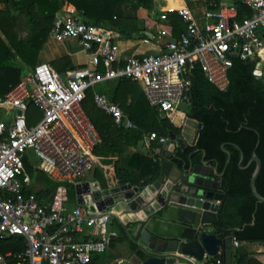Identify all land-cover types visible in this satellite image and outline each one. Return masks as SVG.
I'll return each instance as SVG.
<instances>
[{"label":"built area","instance_id":"built-area-1","mask_svg":"<svg viewBox=\"0 0 264 264\" xmlns=\"http://www.w3.org/2000/svg\"><path fill=\"white\" fill-rule=\"evenodd\" d=\"M251 12L241 17L234 0H208L202 9H174L187 26L179 39L160 43L163 48L143 56H127L120 48L122 34L85 21L83 13L65 6L58 13L51 37L58 42L78 39L87 53L86 67L60 74L50 63L37 65L0 106L13 113L10 121L0 116V239H24L22 251L0 254V264H90L106 253L116 233L108 227L113 208L92 213L88 206L70 207L69 189L84 184L96 166L95 151L102 144L97 127L83 104L90 90L112 81L144 85L150 105L161 113H176L191 104L192 75L197 67L221 92L230 87L233 55L256 63L254 76L264 80V0H238ZM168 22V13L161 15ZM142 41L162 40L166 33H144ZM240 49L239 52L235 51ZM96 105L125 130H138L123 108L106 94L94 93ZM43 112L35 126L29 124L30 105ZM22 111V115L17 114ZM165 143L168 137H152ZM33 149L40 170L62 183L49 200L36 193L24 194L32 180L26 172V153ZM92 184V183H91ZM90 228L86 240L79 236ZM235 247L240 243L234 239ZM223 250L213 258L221 264ZM203 263L211 264L206 258ZM194 264H201L194 262Z\"/></svg>","mask_w":264,"mask_h":264},{"label":"trees","instance_id":"trees-1","mask_svg":"<svg viewBox=\"0 0 264 264\" xmlns=\"http://www.w3.org/2000/svg\"><path fill=\"white\" fill-rule=\"evenodd\" d=\"M234 1L242 18L251 16V12L238 0ZM65 6L83 13L85 21L90 24L121 32L126 40H144L147 28H154L155 22L160 23L156 0H0V97L5 98L22 82L20 63L32 69L41 63V53L49 42L58 13ZM130 6L135 7L136 14H126ZM168 24L175 39L187 30L176 11L168 12ZM52 66L60 74L80 69L70 58L55 61ZM255 68L256 63L252 61L234 58L229 70L230 87L225 92L209 83L199 67L195 69L190 93L194 107L191 118L202 123L203 129L196 146L176 152V157L187 161L189 166L191 155L194 162L199 163L203 155L197 152L205 151L206 160L224 173L217 229L222 238L233 237L240 243L234 248V264H263L256 254L245 248L247 244L264 245V203H258L251 189L256 164L247 169L240 166L243 155V167L250 164L260 141L257 154L263 168L257 180V190L264 197V80L254 76ZM108 96L120 104L137 124L138 130L119 128L110 115L97 107L94 94L89 91L83 106L102 138L95 155L102 164L114 167L115 186L131 184L146 187L159 178L162 165L159 156L154 157L162 144L152 137H168L170 131H180L185 119L177 124L169 117L160 118L161 112L150 105L136 82L120 81L114 91L108 92ZM147 135H150L149 139ZM141 141L151 144V154L137 152ZM225 144V149L231 152L228 166L229 155L223 148ZM175 163L183 167L181 161L175 160ZM25 165L32 185L26 187L24 194L38 190L36 195L41 201L49 200L62 183L32 166L27 158ZM95 177L102 187H109L99 170ZM65 185L69 189V199L73 201L74 186ZM118 240L113 238L110 248ZM24 244L23 238L0 239V254L22 251ZM219 258L221 264H226L224 249ZM112 261L113 257L106 252L95 255L90 264H110Z\"/></svg>","mask_w":264,"mask_h":264},{"label":"water","instance_id":"water-1","mask_svg":"<svg viewBox=\"0 0 264 264\" xmlns=\"http://www.w3.org/2000/svg\"><path fill=\"white\" fill-rule=\"evenodd\" d=\"M233 57L237 58V54ZM193 109L192 104L180 106V111L188 117L182 122L180 131H170L166 142L155 152L154 157L159 156L162 165L154 183L146 187L126 184L104 188L99 182H86L76 187L78 205L88 206L92 213L113 208L126 225L132 224L130 256L112 264H208L203 263L204 260L214 258L222 249L226 251V264H234V238L224 239L210 231H218L221 207L218 202L223 200L220 187L224 173L206 160L205 151L197 152L203 154L199 163H195L191 155L189 166L187 161L176 157L178 149L186 151L199 141L203 124L191 118ZM16 112L22 115L21 110ZM259 145L260 141L250 164L243 167V155L240 166L247 169L256 164L251 189L258 203H264V197L257 190L263 168L257 154ZM225 147L226 144L223 148L229 155L228 166L231 152ZM137 151L151 154L144 141L139 143ZM175 160L181 161L183 167L180 168Z\"/></svg>","mask_w":264,"mask_h":264},{"label":"crops","instance_id":"crops-1","mask_svg":"<svg viewBox=\"0 0 264 264\" xmlns=\"http://www.w3.org/2000/svg\"><path fill=\"white\" fill-rule=\"evenodd\" d=\"M167 3H168L167 6H160V7H162L161 8L162 10H160L161 11L160 16L162 14L166 13V12L168 13L169 11H173L174 9H177L179 7L188 6V4L186 3V0H176V2L174 0H168ZM156 10L158 11V14H159L158 6H156ZM159 20H160V23H158V28L160 29L162 27L164 29H167L168 33L170 34V37H172V39H175L172 36V29L169 26L168 22L167 23H163L161 18H159ZM150 29H153V28H150ZM159 31H158V33H159ZM145 32L150 33L147 30ZM122 40H125L128 43L129 42H133V41L134 42L142 41V40H126V39H124V37H122L121 41ZM161 44H160V48H159L160 50L163 48V45H161ZM122 51L125 53V55L130 56L128 53L130 51H132V48L128 47L126 50H122ZM132 56H143V55H132ZM64 58H70L72 60L73 64L77 68L86 67L88 65V63H89L88 55L84 51V49H83V47L80 44L78 39H69V40H66L64 42H58L56 39L50 37L49 42L47 43V45L45 46L44 50L41 53L40 62L41 63H50L51 65H53V63L55 61H58V60H61V59H64ZM41 59H44L45 61H42ZM65 73H63V74H65ZM118 82H120V81H112L110 83H106V84H112L113 83V87L109 88V90L106 93H103V94H106L108 96V92L114 91V89L116 88ZM141 89L143 90L142 87H141ZM143 92H144V90H143ZM144 94H145V92H144ZM130 102H131V100H130ZM182 113H183L182 115H179L176 119L173 120L174 123L180 124L184 119H186L188 117L186 113H184V112H182ZM0 116L3 117V115H0ZM146 138L149 139L150 135H147ZM144 143H145V146L148 147V149H150L149 142L146 143L144 141ZM161 144H163V143H161ZM150 151H151V149H150ZM95 158H96V166H95V168L97 167V165H99V167H101L105 171L107 170L110 174H112V178L109 180V184H110V186H115L114 173H113L114 172V167L112 165H104V164H102V162L100 161L99 158L96 157V155H95ZM95 174H96V171H95ZM85 182H89V183L95 184V183H97L99 181L96 178L93 181H86L85 180ZM36 191H38V190H35V193H36ZM71 202L72 201H70L69 203L71 204ZM218 203L221 205V202H218ZM76 206H79L77 204V192H76ZM70 207H71V205H70ZM111 222L112 223H110V225L108 227V230L111 233H116L117 234V239H119V240L115 241L114 242V246L112 248H109V250L107 251L108 255L113 257V261L110 264H112L115 260H122V259L128 258L130 256V254H129L130 250L132 249V246H133V241H132V238H131L132 235H133L132 224L129 223L128 225H126L123 222L122 218L116 217V216H114L112 218ZM115 222L118 223V227H120V229H118V230L115 229V225H114ZM210 231L218 233V231L215 230V229H211ZM94 232H96V231H94V230H92L90 228H87L85 230V232L79 236V239L80 240H86L89 237H92L94 235ZM247 245H250V244H247ZM234 248H235V245H234ZM208 259L209 260L211 259V264H214V259L213 258L209 257Z\"/></svg>","mask_w":264,"mask_h":264},{"label":"rangeland","instance_id":"rangeland-1","mask_svg":"<svg viewBox=\"0 0 264 264\" xmlns=\"http://www.w3.org/2000/svg\"><path fill=\"white\" fill-rule=\"evenodd\" d=\"M167 1L168 0H156V6H158V10H159V14L157 15V19L159 20V18H161L160 13L162 10L160 6H167ZM176 2V0H174ZM206 1L207 0H186V3L188 4V6H190L192 9H200V8H204L206 6ZM160 7V8H159ZM127 15H133L136 14V10L135 7L130 6L127 7ZM160 21V20H159ZM156 25L154 26L153 29L147 28V31H149L152 35L154 36H159L161 34H165V36L163 37L162 40H159V38L155 39V40H148V41H138V42H127L125 40H122L120 42V48L121 50H126L128 47L132 48V51H130L128 54L130 56L132 55H145V54H151V53H156L159 52V48H160V43L162 42L163 44L166 42H170L173 41L174 39H172V37H170V34L168 33L167 29L164 28H158V23H155ZM160 30V31H159ZM170 30V29H169ZM159 31V33H158ZM136 48V49H135ZM159 49V50H158ZM263 57H264V53H263ZM42 61H45L44 59H41ZM19 66L22 68V82L26 81L27 78L29 77L30 73H32L33 69L32 67L28 66V65H24L23 63H20ZM140 86L142 88H144L143 84H140ZM113 87V83L112 84H101L96 86L94 89L90 90V92H92L93 94L95 92L97 93H106L109 88ZM0 99H4V97H0ZM183 113L181 111H178L176 113H172L171 115L169 113H161L160 114V118H164V117H169V119L174 120L176 119L179 115H182ZM0 115H3V118L5 119V121H10L13 118V113L8 111L7 109L3 108L0 106ZM27 117L29 120V124L30 125H37L41 122V120L43 119V112L41 110L40 107L32 104L29 107V110L27 112ZM149 145H151L149 143ZM27 159L30 162V164L32 166H39L40 164V160L37 157V155L35 154L34 150H28V152L26 153ZM99 170L103 176H104V180L108 181L112 178V174H110L107 170L105 171L104 169H102L101 167H99V165H97V167L94 169V171H92L91 173H89L85 180L86 181H93L96 179L95 177V171ZM103 181V182H105ZM110 186V184H109ZM73 193L75 195L74 200L71 202V208H75L76 207V187L73 188ZM112 223V222H111ZM115 229H120V227H118V223L115 222ZM111 227V226H110ZM245 248L251 252L256 254V257L259 258L261 260V262L264 264V245L261 244H250V245H245Z\"/></svg>","mask_w":264,"mask_h":264}]
</instances>
